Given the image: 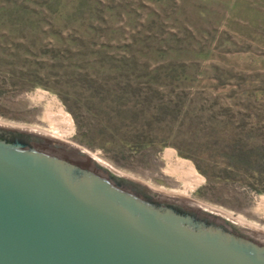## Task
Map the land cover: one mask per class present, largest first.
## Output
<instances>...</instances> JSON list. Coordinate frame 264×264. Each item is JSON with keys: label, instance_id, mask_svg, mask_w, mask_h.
Masks as SVG:
<instances>
[{"label": "rangeland", "instance_id": "obj_1", "mask_svg": "<svg viewBox=\"0 0 264 264\" xmlns=\"http://www.w3.org/2000/svg\"><path fill=\"white\" fill-rule=\"evenodd\" d=\"M169 63L185 64L187 80L151 83L147 71ZM126 77L141 94L157 89L185 106L151 119L100 99L105 81L123 86ZM39 94L64 111L74 146L131 179L180 193L184 177L163 157L171 152L202 180L192 200L264 228V178L225 169L229 151L218 152L206 129L213 123L189 105L226 108L241 142L264 145V0H0V123L50 131ZM187 127L198 130L194 137L181 132ZM148 129L161 141L170 135L168 145H123ZM187 143L209 151L181 157Z\"/></svg>", "mask_w": 264, "mask_h": 264}, {"label": "water", "instance_id": "obj_2", "mask_svg": "<svg viewBox=\"0 0 264 264\" xmlns=\"http://www.w3.org/2000/svg\"><path fill=\"white\" fill-rule=\"evenodd\" d=\"M0 264H264V238L0 126Z\"/></svg>", "mask_w": 264, "mask_h": 264}, {"label": "trees", "instance_id": "obj_3", "mask_svg": "<svg viewBox=\"0 0 264 264\" xmlns=\"http://www.w3.org/2000/svg\"><path fill=\"white\" fill-rule=\"evenodd\" d=\"M185 69V64H180V66H178L169 63L168 66L157 65L148 70L147 74L151 77L149 79L151 83L156 81L159 83L162 82L161 84L163 85L168 84L172 86L175 83H183L187 80L188 77ZM129 72L133 74L136 71L132 69V71L130 70L128 73ZM121 75L124 76L123 73ZM127 77L125 78V84L123 86L115 84L107 86L105 81V83L100 86L103 93H101L100 99L112 104L131 107L135 111V113H133L134 116L147 114L151 119L156 115L167 118L172 116L173 113L175 114V112L176 114H180V108L185 106L184 102H176L174 105H171V100L158 97L159 92L157 89H151L150 92L141 94L138 92V89L132 87ZM193 102L194 107H192V112H194V109L198 108L195 114L204 115L208 122L213 123L212 127L209 126L206 128L212 136L218 139V144L215 143L213 146L217 148L221 146L220 149H217L218 152L229 151L227 152L229 160L222 163L224 168L227 170H239L241 167L246 169L250 168L253 170V176H261L264 178V145H248V143L241 142L237 127L233 126V123L236 121H233V116L229 114V110L226 108L214 110V107L206 108L204 104L197 107V105H195L196 101L191 99L189 100V105ZM229 126H231L232 129H230ZM204 130L205 129H202V131ZM197 131L198 130L194 131V129L187 127L181 132L189 137H194ZM169 137H163L164 141H161L160 136L153 133V129L142 130L139 135L132 136L127 140L125 139L123 145L134 148L135 150L145 149L151 146L165 148L168 145L165 139ZM183 148L187 151L179 149V155L184 158H192L196 152L204 154L206 150L209 151L208 148L202 149V145L194 146L193 143H187ZM196 168L201 171L200 164L196 163Z\"/></svg>", "mask_w": 264, "mask_h": 264}, {"label": "bare ground", "instance_id": "obj_4", "mask_svg": "<svg viewBox=\"0 0 264 264\" xmlns=\"http://www.w3.org/2000/svg\"><path fill=\"white\" fill-rule=\"evenodd\" d=\"M34 99H35V97L33 98V100ZM36 100H39V101L44 100V101H47L49 103V108H48V110H46L47 111L46 117H48L47 119H50V121H51L50 131H48V132L43 131L42 132V131L35 130V129L20 127V126H14V125H9V124H3V123H0V126L4 127V128H11V129H16V130H20V131L37 133V134L46 136L50 139H53V140L68 144L70 146H73L78 151L89 156L91 159L96 161L101 166L105 167L106 169H109L115 175L120 176V177H124L126 179H130V180L137 182V183H140L143 186H145L153 194L168 196V197H174V198L180 199L182 201L191 203V204L198 206V207H200L206 211H209V212H212L213 214L221 216V217L227 219L228 221H230L231 223H233L235 225H238L240 227H243V228H246L250 231H253L254 233H256L259 236L264 238V228L260 229V228L253 227L254 225L253 226L248 225L245 221H243L239 217H234L225 211H222V210L217 209L215 207H211L209 205H206V204L192 200L189 196V192H191L196 186L200 185L202 183V180L193 172L191 167L186 162L177 161L175 159V156L173 153L166 152L163 157H165L167 159V163L169 166H171L172 171L179 172L184 177L183 178L184 189H183V192L181 191L180 193H179V191L167 192V191H164L163 189H158V188H155L153 186L147 185L146 183L144 184V183L139 182L137 180L131 179V177H128L124 173L114 169L109 164L102 161L97 155L90 153V152L86 151L85 149H82L80 147L74 146L73 144L69 143L65 139L68 136H70L72 131H71V126H70V120L67 117H65L64 111L60 107L56 106L53 99H48L45 94H39L38 96H36ZM44 119H46V118H44ZM49 125H50V123H49ZM257 206L264 209V199L259 200Z\"/></svg>", "mask_w": 264, "mask_h": 264}]
</instances>
